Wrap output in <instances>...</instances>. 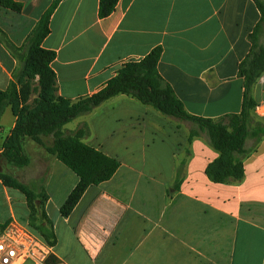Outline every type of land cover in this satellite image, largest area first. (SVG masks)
<instances>
[{"label":"crops","instance_id":"crops-1","mask_svg":"<svg viewBox=\"0 0 264 264\" xmlns=\"http://www.w3.org/2000/svg\"><path fill=\"white\" fill-rule=\"evenodd\" d=\"M14 1L22 4L20 11L0 7V89L13 82L22 96L28 93L26 76L20 83L17 77L27 39L53 0ZM98 1L59 0L50 15L41 47L55 52L50 67L57 95L73 102L88 97L125 62L160 45L157 70L188 113L216 118L241 110L238 64L261 17L252 0H118L103 18ZM251 94L254 114L264 122V78ZM8 107L12 119L9 126L0 124V152L17 119ZM82 124L88 128L83 142L119 166L109 179L89 185L66 217L59 208L78 181L72 170L27 137L26 166L0 159V169L16 179L41 180L55 235L45 264H264V137L244 158L240 182L214 183L204 170L219 153L207 136L188 142V122L132 96L115 95L64 129ZM43 142L49 145L51 137ZM251 144L248 139L245 147ZM0 202L6 208L0 224H27L46 241L28 223L25 195L1 180Z\"/></svg>","mask_w":264,"mask_h":264},{"label":"trees","instance_id":"trees-1","mask_svg":"<svg viewBox=\"0 0 264 264\" xmlns=\"http://www.w3.org/2000/svg\"><path fill=\"white\" fill-rule=\"evenodd\" d=\"M118 0H99L97 14L108 16ZM260 12V20L250 38L251 48L238 64V73L243 78V97L238 113H227L216 118L190 114L184 108L174 90L159 74L157 62L162 47L156 45L142 59L127 61L116 75L92 95L75 102L56 94L55 73L50 67L55 52L41 47L43 38L49 33V20L59 0H53L42 13L34 29L28 36L23 67L17 82L22 77L38 75L39 95L32 106L25 105L26 96H19L12 82L6 89H0V115L4 108L11 106L17 119L7 143L3 145L0 159L6 164L22 167L29 163V157L22 148L27 137L42 145L45 151L78 177V181L59 208L63 217L69 215L83 192L89 185H96L109 179L119 166V162L83 142L88 128L82 124L74 131L66 132L64 125L74 118L91 111L107 99L126 94L141 104L151 106L163 115L186 121L190 124L187 141L205 134L209 146L218 151V157L209 163L204 173L214 183H238L244 177L243 160L264 137V122L256 118V101L251 90L264 73V2L252 0ZM0 7L20 11L22 4L14 0H0ZM23 94V93H22ZM1 131V125H0ZM51 137L49 145L43 138ZM252 139L246 148L245 142ZM183 164V162H182ZM182 166L177 170L175 186L182 180ZM0 180L7 186L21 191L29 210L28 223L34 226L46 241L53 245L55 235L43 205L46 194L40 186L41 180L26 184L0 169ZM6 224H0V231Z\"/></svg>","mask_w":264,"mask_h":264},{"label":"built area","instance_id":"built-area-1","mask_svg":"<svg viewBox=\"0 0 264 264\" xmlns=\"http://www.w3.org/2000/svg\"><path fill=\"white\" fill-rule=\"evenodd\" d=\"M51 248L27 224L11 220L0 231V264H45Z\"/></svg>","mask_w":264,"mask_h":264},{"label":"rangeland","instance_id":"rangeland-1","mask_svg":"<svg viewBox=\"0 0 264 264\" xmlns=\"http://www.w3.org/2000/svg\"><path fill=\"white\" fill-rule=\"evenodd\" d=\"M262 40H264V35L262 37ZM32 78H36V79L34 81H31ZM262 78H264V73L259 77L258 80H262ZM26 80L27 81L25 82L24 85H22V87L24 86V88L28 89V93L25 96L29 94H31V96L29 102H27L28 97H26L25 105L32 106L33 102L39 95V77L38 75H34V76L26 77ZM11 119H12V115L9 112V107L4 108V111L0 115V124L9 126ZM5 211H6L5 205L2 204V202H0V214H4Z\"/></svg>","mask_w":264,"mask_h":264}]
</instances>
